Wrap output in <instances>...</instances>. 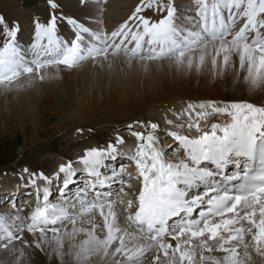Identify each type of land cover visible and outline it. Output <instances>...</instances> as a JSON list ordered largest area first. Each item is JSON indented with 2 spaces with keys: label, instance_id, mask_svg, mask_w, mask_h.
Listing matches in <instances>:
<instances>
[{
  "label": "snow or ice",
  "instance_id": "snow-or-ice-1",
  "mask_svg": "<svg viewBox=\"0 0 264 264\" xmlns=\"http://www.w3.org/2000/svg\"><path fill=\"white\" fill-rule=\"evenodd\" d=\"M102 2L80 0L82 7ZM47 3L48 20H34L30 56L18 41L19 22L0 14V88L5 91L89 61L111 68L110 58L123 57L126 67L140 64L145 71L153 62L169 61L191 70L200 69L209 54L217 74L236 68L238 58L248 85L264 90V0H195V16L187 23L171 0H139L110 32L94 16L81 21L59 12L57 0ZM64 22L72 28L71 39L58 35ZM173 115L188 120L164 118L174 142L166 147L160 122L149 119L129 124L132 143L116 135L104 147L85 149L78 163L90 180L70 197L62 193V202H50L48 185L63 174V188H70L76 176L71 161L61 164L54 178L39 174L48 182L42 189L37 174H29L26 184L36 187L37 203L29 212L9 200L12 211L0 212V249L14 264H29L26 250L46 252L61 264L65 256L74 264H255L253 253L264 258V104L189 103L184 113ZM211 115L227 119L209 127ZM121 157L134 164L139 183L130 199L126 193L117 199L115 193L96 191L116 182L121 193L126 182L131 191L133 177L128 173L125 180L123 165L110 168V175L102 172L109 167L106 161Z\"/></svg>",
  "mask_w": 264,
  "mask_h": 264
},
{
  "label": "rangeland",
  "instance_id": "rangeland-1",
  "mask_svg": "<svg viewBox=\"0 0 264 264\" xmlns=\"http://www.w3.org/2000/svg\"><path fill=\"white\" fill-rule=\"evenodd\" d=\"M19 1H21V0H19ZM37 1H40V0H32V2H35V3ZM136 1L137 0H132L131 3L129 5H126V6L123 5L124 0H115L113 2L115 4V7H111V8L117 9L119 11L112 12V14H109L112 18V22H111V24L110 23H107V24L111 25L110 26L111 30L118 27V25L123 21L121 19L123 16H125L127 14H128V16L131 15V13L133 11L132 9L135 8L134 3ZM171 1H173V0H171ZM57 2L61 6V8L65 7L67 10L69 9L68 13H71L72 16L81 17V16L86 14L84 12L85 10L79 9L78 7H75L72 0H57ZM70 2L72 4H70ZM5 3H6V0H0V14L4 15L3 12L7 13V15L9 17H12L10 21H12L14 16H16L17 18L19 17L20 21L23 22L22 23L23 29L25 28L24 27L25 23L28 22L30 24L33 14H36L35 11H32V9H33L32 7L27 8V7L20 6V9L16 8V9L12 10L10 7H6ZM30 4H31L30 1L25 2V5H30ZM131 5H133V6H131ZM22 7L24 8V10L21 9ZM129 8H131V9H129ZM128 16H126V17H128ZM43 18H46V16L43 15ZM13 21H14V19H13ZM65 34L66 35L68 34V32L66 30H65ZM209 53H211V52L209 51ZM110 59H111V68H109L107 63H105L104 66L100 67V68L102 70L104 69L106 71L110 70L109 73L112 74L111 76H112L114 82H116V81H118L120 83L124 82L127 85L129 84V86H131V88L134 85V83L132 82L133 76H132L131 72H136V74L140 73L142 79H145L144 75H147V76L149 75L147 78H150V79H147L146 83H147V85H149V82L152 83V84L150 83V87H149L152 90V89H156L158 87V85L159 86L161 85V80L159 81L158 75L156 74V72L160 71V70L163 72H166L167 67L169 66V64H166L167 62H164L161 64H159L158 62H153L149 65L147 71H145L141 67L140 64H138V70L136 67L137 64H135L131 69H129L125 66L124 60H121V59L119 60L118 58H110ZM210 60H211V55L209 54V56L206 57V62H205L206 64L203 65L202 67L206 68V67L210 66V68H211ZM89 63L88 62L86 63L87 66L85 68L80 66V69L77 67L76 69L71 70L70 72H72V73H68V74H67V72L64 73L63 76H61L63 78L52 79L49 77V78H46L43 82L35 81V82H33V84L31 86L25 85L23 88H17L14 91L8 90L10 92H7V93L5 92L4 89H2L0 91L1 95H3L2 97H3V99H5V101H7L8 96L10 99H12L14 95H17L18 97H22V95H23V97H25V98L30 97V99H28V103H30V104L34 103L33 96H35L36 94H38L42 99H45L42 102L37 103L36 105H32L33 106L32 110L28 109L29 115L26 116V119L24 120L25 123H27L25 131H21L22 126L19 124V121H21L20 119L19 120L13 119L14 121L12 120V123L10 124L11 126H9V125H3L2 127L0 126V130H3V131L7 130V131H4V133L0 132V170L7 169V168L12 169L13 166H16L19 157L22 158L21 159L22 163L28 162L32 165H35V167L41 164L45 168H50L51 163L49 161H45V159H47L46 158L47 153L55 152L59 155H68L71 157L73 155V152L76 149H79L82 145L88 144V143L78 144L77 146L72 147V145L69 141L70 136H71V132H72V128L67 129V130H66V128H64V129H62L61 132L56 133V130L61 127V126H56V124L58 123V120H59L57 116L58 115L60 116L63 113L62 112L57 113L56 112L57 109H56L55 105L61 104L63 107L65 106V108L67 110H73L72 108L75 106L73 105L72 100L70 99L71 98L70 94H71V92L74 93L75 92L74 90H76V93L81 91V88H82L81 82L82 81H78V80H80L79 77L83 76L85 71L94 68L93 64L90 61H89ZM106 68H108V69H106ZM201 68L195 70V72H197V74L193 75L192 78L190 77L191 75H189L186 78V81H184L186 83V86H184V87L182 86L180 91L174 90L173 91L174 93H173L171 88L175 89L174 86L181 87V82L176 83L175 85H168V84L165 85L166 84L165 83L160 90H158L159 88H157V90L153 93L154 96H152V98L147 97L146 98L147 100L145 99L143 101V103L140 102L139 105L134 103L132 100L133 99H140V97H142L140 95V94H142L141 92H145L147 88L145 89V91H141V92L137 91V94H136V92H134L135 95H131L132 96L131 98L129 95L125 94L124 96L128 97L127 99L125 98V100L122 98L121 99L117 98L118 96H114V95H112V97H111V94L109 95V97H100L99 100H97V101L94 99H89V101H90L89 102L90 107H88L89 111L86 112V110H85L86 114H85V112L83 114L81 112H78L77 113V119H83V118L89 119L92 122L88 121L87 123H91L96 127L98 125H105V124H107L109 127V126H112V125L120 122L121 120H122V122L124 121V123L126 124V122H128L127 119H130L132 121V120H134L133 118L140 116V115H143V111H147L146 113H149L151 108H154V111L151 114L156 113L157 108L155 106L152 107L153 106L152 102H154V100L157 101L158 98H159L158 100H161L163 102V101L170 100V98L173 99V97H175V96H177L178 98H181L182 96L187 95V94H200V95L205 96L209 92H212L214 90L213 84L215 81L213 79V76H214V78L217 77V75H216L217 72L214 71L215 69H213V68H211L210 70L206 68L209 72L210 71L212 72V73L211 72L209 73V75L211 74V78L204 77V70L205 69L204 68L201 69ZM76 70H79V71H76ZM120 73H122V74H120ZM127 73H129V74H127ZM117 76H119V77H117ZM128 76H130L131 78ZM154 77L156 79H154ZM205 78L209 79L208 83L210 85H207L206 84L207 82L205 83V81H203V80H206ZM148 80H149V82H148ZM212 80H213V83H212ZM171 81L175 82V78L171 77ZM239 81H240L239 83L241 85H239L240 89H239L238 94L245 96L246 91L242 87H245L246 81L244 78H241V76L239 77ZM130 84H132V85H130ZM154 84H156V86ZM52 86H55L59 90V91H56L57 94L54 93L55 95L52 94L50 91V87H52ZM219 89H220V87H219ZM152 92H153V90H152ZM157 92H158V94H157ZM227 94H228L227 98L229 100H233L235 97L238 96V94H236V95L231 94L229 91L227 92ZM61 95L64 98V100H62V101H60ZM179 95H180V97H179ZM125 103H127V104H125ZM124 104H125V106H124ZM146 107H148V109ZM138 113H140V114H138ZM33 114H35V118L33 117ZM33 120L36 122V126L38 127L36 133H35V131L33 132L34 126H33V124H31V122ZM60 122H62V120ZM85 124H83V125H85ZM78 126H82V125L80 124ZM10 127H12V131L9 132ZM68 127H70V126H68ZM108 137H109L108 132H97L95 138L96 139L101 138L104 141ZM40 147H42V149H38ZM14 159H15V161H14ZM49 159L54 160L55 158H49ZM6 161H9V162L12 161V164L4 166L6 163H8ZM29 238H31V237H29ZM246 240L250 241V238H248V236H246ZM216 253H214V254H216ZM38 255L43 256V258L38 260V262H36V260L32 261L33 258H36L33 256H38ZM2 260L5 262V264H14V258L11 259L8 256H4V257H2ZM6 260H8V261L6 262ZM29 264H61V261L57 258H54L50 254H46V252H45L44 254H36V253L31 254V259L29 260ZM63 264H74V262H73V260H68V257L65 256V258L63 260Z\"/></svg>",
  "mask_w": 264,
  "mask_h": 264
},
{
  "label": "bare ground",
  "instance_id": "bare-ground-1",
  "mask_svg": "<svg viewBox=\"0 0 264 264\" xmlns=\"http://www.w3.org/2000/svg\"><path fill=\"white\" fill-rule=\"evenodd\" d=\"M16 1L17 0H6L5 6L6 7H10L13 10V9L19 7V4ZM131 1L132 0H124L123 5H125V6L129 5L131 3ZM176 1H178V0H175V1L173 0L172 1L175 6H177L179 8L184 6V5H181V6L177 5ZM187 1H190V0H187ZM193 1H195V0H193ZM189 4H190V2H189ZM132 10H134V8ZM185 10L186 11L180 13L179 16H178L179 18H183L182 21H181L183 23H187L188 19L193 17V15L188 13L191 10L190 8H187ZM126 16H128V14L123 16L121 19L124 21L130 15L128 17H126ZM209 51L211 52V48L209 49ZM117 58L119 60L120 59L123 60V57H117ZM164 62H167L166 64H169V66L168 67L166 66L167 67V71L166 72H163L161 70L156 72V74L158 75L159 81L161 80V85L160 86L158 85V87H157V88H159L158 90H160L165 83H166L165 85H167V84L168 85H175L176 83H180L181 82V87L174 86L175 89L171 88L172 92L174 90L180 91L182 86L183 87L186 86V83L184 82V81H186V78L189 75H191L190 77L192 78L193 75L197 74V72H195V70H196L195 68H193V70L192 69L188 70V69H184V68H177L174 64H170L169 61H162V62H158V63L161 64V63H164ZM80 66L85 68L87 65L85 63V64H82ZM80 66L78 67L79 69H80ZM136 67H137V70H138V64L136 65ZM202 68L205 69L204 70V77L211 78V74L209 75V73L211 71L209 72L207 69L210 70L212 67L210 68V66H208V67H206L207 69L205 67H202ZM106 69H108V68H106ZM129 69H131V68H129ZM109 71L110 70H107V71L104 70V69L102 70L100 67H94L93 69H89V70L85 71L83 76L79 77L80 80H78V81H82L81 82L82 83L81 91L76 93V90H74L75 92L74 93L71 92V94H70L71 95L70 99L72 100V103L75 106V107L72 108L73 110H67L65 108V106L63 107L61 104L55 105V107L57 109L56 112L57 113L58 112H62L63 113L60 116L59 115L57 116L59 120H58V123L56 124V126H61V127L56 130V133L57 132H61L62 129L67 128L70 125L78 126L80 124H85V122L91 121V120L86 119V118L85 119L84 118L83 119H77V113L78 112H81L83 114L85 112V110H86V112L89 111V108H88V107H90L89 106V102H90L89 99H94V100L97 101V100H99L100 97H109V95L111 94V97H112V95H114V96H118L117 98H120V99L122 98V99L125 100V98L126 99L128 98L127 96H124L125 94L129 95L130 98H131L132 97L131 95H135L134 92H136V94H137V91L138 92L145 91V89L147 88L145 92H141L142 94H140V95L142 97H140V99H133L132 100L134 103L139 105L140 102L143 103V101L147 97H151L152 98V96H154L153 93L157 90V88L156 89H152L153 90V92H152L151 88H149L150 87V83H151V82H149V80H148L149 85H147L146 81H147V79H150V78H147L149 75L148 76L144 75L145 79H142L140 73L136 74V72H131L132 76H133V81L132 80L131 81L134 83V85L131 88V86H129V84L127 85L124 82H121V83L118 82V81L114 82L113 78L111 76L112 74H110ZM214 71H216V70H214ZM120 74H122V73H120ZM127 74H129V73H127ZM216 75H217V77H215V78L213 76V79L215 81L214 84H213V89L214 90L212 92H209L207 95L204 96V95H200V94H187V95L182 96L181 98H178L177 96H175V97H173V99L170 98V100L163 101V102L161 100H158L159 99L158 98L157 101L154 100V102H152V105H153L152 107H154V106L155 107L164 106V108H167V109L169 108L170 109V106H172L173 108L171 110H175V109L179 108L178 105H179L180 102H182V103H192V104L196 103L195 105H198L200 103H205L206 102L205 100L215 101V102H216V100H222V101L227 100V96H228L227 92L228 91L230 93H234L235 95L237 93H239V89H240L239 85H241L239 83L240 82L239 81V77L241 76V78H244L246 73L239 69V67H238V58H237V66H236V68H228L226 71L225 70H221L219 72V74L216 73ZM117 77H119V76H117ZM128 77H130V76H128ZM171 77L175 78V82L171 81ZM154 79H156V78L154 77ZM203 81H205V83L207 82L206 83L207 85H210L208 83L209 82L208 78L206 80H203ZM212 83H213V80H212ZM130 85H132V84H130ZM154 85L156 86V84H154ZM219 87H220V89H219ZM245 87H242V88H244V90L246 91L247 96L244 97V99H242L241 98L242 96L238 95L237 99H236L237 100L236 102L244 100V101L249 102V103H256L258 106L264 104V90H262V89H253V88H251L248 85L247 82H245ZM1 90H2V88H0V91ZM50 91H51L52 94H54V93L57 94L56 91H59V90L55 86H52V87H50ZM157 94H158V92H157ZM2 96L3 95H1V92H0V126L1 127L3 125L11 126L10 124L12 123L13 119L14 120H19L20 119L21 121H19V124L22 126L21 131H25V129H26L27 123H25L24 120L26 119V116L29 115L28 109L32 110L33 109L32 105H36L37 103H40L43 100H45V99H42L38 94H36L35 96H33L34 103L30 104V103H28V99H30V97H26L25 98V97H23V95H22V97H18L17 95H14L12 99H10L9 96H8L7 101H5V99H3ZM179 97H180V95H179ZM60 99H61L60 101L64 100L62 95H61ZM125 104H127V103H125ZM125 104H124V106H125ZM148 107H146V108L148 109ZM153 111H154V108H151L150 112L146 116L147 117L150 116L149 114L152 113ZM86 112H85V114H86ZM170 113H172V112H170ZM212 116H216V117H213V118L209 119V120H212V121L209 122V126H210L211 123H216V122L222 123V122H224L227 119V117H224V116H219V115H212ZM33 117L35 118V114H33ZM61 120H62V122H60ZM127 121L130 122V119H127ZM203 123L204 122L202 121V124ZM31 124H33V126H34L33 127V132L35 131V133H36L37 132V128H38L36 126V122L33 120L31 122ZM207 125H208V121H207ZM162 128L163 127L161 126V129ZM4 131H7V130H4ZM4 131L0 130V132H2V133H4ZM10 131H12V127H10V129H9V132ZM190 134L194 135L195 132L194 133H190ZM131 143H132V141H131ZM166 143H168V140H167ZM123 149H125L123 151L127 150V148H125V147H123ZM81 155H82V152H79L77 157L78 156L80 157ZM8 182L9 181L7 179H4L2 181V185L3 186L1 187V189L8 188V189H10V191L13 194L18 193L17 192L18 191L17 183L10 184ZM16 188H17V191H16ZM32 188H36V187H32ZM129 191L130 190H127V194L129 193ZM128 196H130V195H128ZM24 198H26V197H24ZM11 211H12L11 209H6V212H11ZM249 243H252L251 238H250ZM26 251L29 252V255L27 257L28 261L31 259V254H35V253L36 254H44L45 253V252L39 251V250L35 251L34 253H31L30 250H26ZM221 254H219V252H217L214 255L220 257V256L223 255V254L222 255ZM4 256H9V258H11V259L13 258V256L10 253H8L7 251H0V261H2L3 264H5V262L2 260V257H4ZM253 256H254L255 264H264V258L256 257L255 253H253ZM66 257H68V260H72V258L70 256H66Z\"/></svg>",
  "mask_w": 264,
  "mask_h": 264
}]
</instances>
